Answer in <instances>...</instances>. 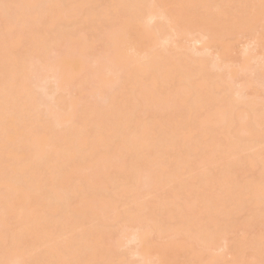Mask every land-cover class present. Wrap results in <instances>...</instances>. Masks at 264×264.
I'll return each mask as SVG.
<instances>
[{
  "label": "bare ground",
  "instance_id": "obj_1",
  "mask_svg": "<svg viewBox=\"0 0 264 264\" xmlns=\"http://www.w3.org/2000/svg\"><path fill=\"white\" fill-rule=\"evenodd\" d=\"M262 21L264 0H0V264H264Z\"/></svg>",
  "mask_w": 264,
  "mask_h": 264
},
{
  "label": "rangeland",
  "instance_id": "obj_2",
  "mask_svg": "<svg viewBox=\"0 0 264 264\" xmlns=\"http://www.w3.org/2000/svg\"><path fill=\"white\" fill-rule=\"evenodd\" d=\"M213 4L215 3V2H212ZM258 31H259V33L257 34V36H259V34H261L263 37H264V21H262V23H261V26L258 28ZM239 38L236 40L235 38H233V37H230L229 39H230V44H231V54L234 56V57H239L241 54H242V50L243 49H250V48H253L254 46H255V42L254 41H257L256 40V38H254V37H250L249 35H240V36H238ZM183 37H181V36H179V37H176L175 38V40H176V43L177 44H180V43H185L184 41H185V39L183 38ZM186 38H188V37H186ZM189 40H191V36H189V38H188ZM187 39V40H188ZM188 40V41H189ZM187 41V42H188ZM263 41H264V39H263ZM192 42V41H191ZM192 43H195V42H192ZM188 44H190V41H189V43ZM188 44H187V46H188ZM191 45H193L192 47H194L195 46V48H201V44L200 43H195V44H190L189 46H191ZM201 45V46H200ZM95 46H98V44H95ZM192 49V48H191ZM215 47H212L211 48V50H210V52L212 51V52H214L215 51ZM194 50H196V49H194ZM244 51V50H243ZM257 52H261V49H257ZM263 53H264V51H263ZM263 58H264V56H263ZM237 78H239V77H237ZM240 79V78H239ZM238 80V79H237ZM132 243H134V242H132ZM128 244L129 245V248H135V243L134 244ZM128 247V246H127ZM133 248V249H134ZM134 257V256H133ZM135 258V257H134ZM181 261V259L180 258H178V263ZM179 264H181V263H179Z\"/></svg>",
  "mask_w": 264,
  "mask_h": 264
}]
</instances>
